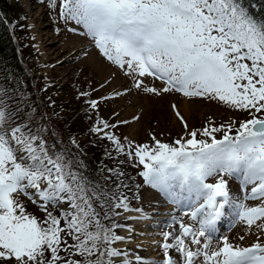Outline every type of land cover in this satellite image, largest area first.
Here are the masks:
<instances>
[{
    "label": "rangeland",
    "instance_id": "1",
    "mask_svg": "<svg viewBox=\"0 0 264 264\" xmlns=\"http://www.w3.org/2000/svg\"><path fill=\"white\" fill-rule=\"evenodd\" d=\"M8 1L20 16L11 26L19 55L34 68L35 85L55 118L83 113L99 139L92 153L102 169L122 168L127 151L142 179L135 201L115 212L113 264H123L133 250L121 248L134 244L155 248V264H174L175 253L184 264H264V196L247 197L261 202L250 213L238 211V220L252 219L250 231L231 236L232 213L241 202L234 192L225 198L222 188L227 172L240 185L250 180L264 191V151L258 147L264 148V133L251 130L264 121V44L258 36L242 23L227 25L212 0H78L75 7L71 0ZM48 43L55 49L46 61L37 50L44 53ZM74 143L89 147L86 138ZM178 159L184 162L175 169ZM191 175L197 184L188 182ZM0 179L1 264H31L41 246L59 248L63 231L41 234L38 221L44 232L55 227L43 215L59 213L57 227L62 221L77 233L75 199L40 139L0 132ZM176 191L182 193L177 199L171 196ZM185 198L197 202L183 206ZM156 199L161 210L145 215ZM125 209L147 216L150 227L121 224ZM217 213L222 226L212 235L206 224ZM162 216L170 220L156 221ZM174 226L201 241L197 252L174 250Z\"/></svg>",
    "mask_w": 264,
    "mask_h": 264
},
{
    "label": "trees",
    "instance_id": "2",
    "mask_svg": "<svg viewBox=\"0 0 264 264\" xmlns=\"http://www.w3.org/2000/svg\"><path fill=\"white\" fill-rule=\"evenodd\" d=\"M71 1L75 7L78 0ZM224 2L230 3V7H224ZM211 5L217 7L227 25L237 28L242 23L258 36L260 44H264V0H212ZM19 19L9 1L0 0V132L12 135L18 131L44 142L49 160L60 169L64 185L75 199L77 214L76 234L67 230L65 224L61 226L62 221L57 227L63 220L59 213L56 217L43 215L46 218L42 221L55 220V227L52 232L49 229L44 232L38 221L41 234L56 236L62 230L65 240L58 249L41 246L37 258L30 262L113 264L109 251L112 250L115 212L125 201H135L134 194L143 190L142 179L127 151L122 168L112 172L102 169L92 153L99 139L94 137L93 124L84 119L83 113L75 110L70 117L55 118L47 98L35 85L34 68L19 55L20 45L11 31V26ZM81 138L87 139L88 148L82 149L74 143Z\"/></svg>",
    "mask_w": 264,
    "mask_h": 264
},
{
    "label": "bare ground",
    "instance_id": "3",
    "mask_svg": "<svg viewBox=\"0 0 264 264\" xmlns=\"http://www.w3.org/2000/svg\"><path fill=\"white\" fill-rule=\"evenodd\" d=\"M18 1V3L20 4L21 2L23 3V1L24 2H27V0H17ZM29 6V5H28ZM29 8L30 7H27V9H26V12H29V13H31L30 11H29ZM39 20V17L37 16V21ZM35 23V22H34ZM130 41L131 42H133L134 44L135 43H137L138 42V40L135 38V36H132L131 38H130ZM140 43V42H139ZM48 46H46L45 48H44V53H42L43 52V50L42 49H38L37 51L41 54V57H42V59L43 60H48V55H47V52H48V50L49 51H52L53 49H55V47H54V45H53V43L52 44H47ZM37 46V48H41V42H38V45H36ZM43 46V45H42ZM50 46V47H49ZM141 46V45H140ZM143 49V48H142ZM145 55V54H144ZM57 57V56H56ZM144 57H146V56H144ZM147 58V57H146ZM61 63H63V62H61ZM61 63H58V65L59 64H61ZM105 63V62H104ZM103 65V64H102ZM150 67V66H149ZM123 91V90H122ZM201 101V100H200ZM182 106V109L186 112V111H188V109H189V106L187 105V103H186V101H184L183 102V104L181 105ZM259 147V150H263L264 151V148H262V147H260V146H258ZM256 148V147H255ZM28 150V149H27ZM251 150H252V148H251ZM38 151V150H37ZM262 151V152H263ZM254 152V151H253ZM261 152V153H262ZM264 153V152H263ZM262 156V155H261ZM251 157V156H250ZM183 162H184V160H182V159H178L177 160V162L176 163H174V168L175 169H177V168H180V166L183 164ZM263 167H264V162L261 160V162H259ZM262 168V167H261ZM170 172V171H169ZM170 175H172V174H170ZM177 181V180H176ZM185 181H186V179H185ZM197 181H198V179L195 177V176H193V175H191L190 177H189V179H188V182L191 184V185H193V184H197ZM177 182H170V185H172L173 187H172V189L174 188L175 190H176V184ZM179 186V185H178ZM193 187V186H192ZM199 187V186H198ZM222 188H223V196L225 197V196H230V194H233V192L236 194V197L238 198V199H240V200H238V201H240L241 203L238 205V206H236L235 207V209H234V211H233V213H232V215H233V217H234V222H233V224H232V227H231V229H232V234H231V236H233V235H236V234H240V233H244V234H247L250 230H247V228L249 227V224L252 226V224H251V218H249L248 217V219L245 217V218H243V219H240V220H238L240 217H238V211H247V210H249V209H254V207H257L261 202H258L259 200H256V201H253V202H251V201H249V198H247L248 196H260V197H263L264 196V193H262V192H264V191H262V189H258V188H254V186H253V184H252V182L250 181V180H248V182H247V184H246V186H242V185H240L239 183H237L236 181H235V179L233 178V177H231V176H229L228 175V173L227 172H225L224 174H223V182H222ZM187 189V188H186ZM255 189H256V191H255ZM62 192V191H61ZM195 193V192H194ZM190 194V193H189ZM200 194V193H199ZM228 194V195H227ZM174 196V198L175 199H177V198H179L181 195H182V193L181 192H178V191H176V193H174V192H172V194H171V196ZM196 195H197V193H196ZM194 196V195H193ZM54 197V196H53ZM52 197V198H53ZM55 198V197H54ZM198 198V197H197ZM205 198H206V196H202L201 198H200V200H205ZM225 198H227V197H225ZM58 199V198H57ZM61 199V198H60ZM59 199V200H60ZM174 199V200H175ZM186 199V198H185ZM188 199V198H187ZM186 199V201H184V203L182 204L183 206H187L188 204H190V205H194L196 202H197V200H191V201H188ZM207 199V198H206ZM223 199V198H222ZM58 200V201H59ZM173 200V201H174ZM181 200V198L179 199V201ZM251 200V199H250ZM156 201H159V202H154V203H152V206H151V210L148 212V213H144L145 215L146 214H152V215H156L157 214V212H159V210H161V208H162V200H159V199H156ZM178 201V202H179ZM256 202H258V203H256ZM60 203V202H59ZM201 203V202H200ZM264 203V201L262 202V204ZM223 204V200L221 201V203H219V206H223L222 205ZM211 206V205H210ZM234 206H235V204H234ZM261 206V205H260ZM194 207V206H193ZM197 208V207H196ZM213 208V207H212ZM220 208V207H219ZM222 208V207H221ZM227 208H229V206L228 205H226L225 206V209H227ZM233 208V207H232ZM258 208V207H257ZM180 209H182V208H180ZM230 209V208H229ZM193 210H194V208H193ZM125 211L126 212H124V211H120V214H122L124 217H122L121 215H120V217H121V224H128L129 225V223L130 224H132L131 226H136V228L139 230V231H142V229L144 228L145 229V227H147V226H149L150 227V222L149 221H151L149 218H147V216H142L143 214L142 213H140V212H135L133 209L131 210H128V209H125ZM210 211V210H209ZM180 211L179 210H177L176 209V212L175 213H179ZM248 212V211H247ZM248 213H250V211L248 212ZM225 214V213H224ZM230 215V214H229ZM240 215V214H239ZM247 215V214H246ZM194 216V215H193ZM241 216V215H240ZM244 216V215H243ZM178 217H180V216H178ZM195 217V216H194ZM167 219L168 217L167 216H162V217H158V218H156V221H162L163 219ZM196 218V217H195ZM227 219V218H226ZM168 220H170V217L168 218ZM264 220V219H263ZM215 221V220H214ZM135 222H136V224H135ZM260 222V221H259ZM224 223V225H225V221L223 222ZM261 224V223H260ZM128 225L126 226V228L127 229H129V228H131V227H128ZM151 225H156L155 224V222L153 223V224H151ZM133 227L131 228V230H133ZM194 229H195V227H193ZM213 228H211V230H212ZM230 229V230H231ZM247 230V231H246ZM126 231V230H125ZM129 231V230H128ZM136 231V230H135ZM183 232V231H182ZM180 230H179V228H178V226H174V229H173V231H172V233H171V235H170V238H172V241L171 242H173L174 243V245H173V247H174V250H176V249H179L180 247H182V248H184V252L185 253H190V252H197L198 251V249L199 248H197V246L200 244V240L199 239H195V238H192V239H188L183 233H182ZM156 233V232H155ZM175 233V234H174ZM127 237H128V234L126 235ZM180 236V237H179ZM239 237V236H238ZM238 237H237V239H238ZM177 238V239H176ZM196 241H197V243H198V245L196 246ZM138 244V243H137ZM120 245L121 246H123L124 244H123V242L122 243H120ZM139 245V244H138ZM141 245V244H140ZM144 247V248H143ZM172 247V248H173ZM146 247L145 246H140V247H136L135 246V244L133 245V246H129V247H123V248H121V249H124V250H126V252L128 251V249H132L133 251L131 252V253H128V255H127V258H125L122 262H123V264H155L156 262H154L155 261V257L157 256V250L155 249V248H148V249H145ZM120 249V248H119ZM257 249V248H256ZM263 250V249H262ZM129 251H131V250H129ZM256 251V250H255ZM257 251H259L258 249H257ZM257 253V252H256ZM229 254H230V258L233 260L234 258H233V255H232V253L231 252H229ZM175 255H176V258H175V260H174V264H184V262H183V259L181 258V255H178V253H175ZM253 255H251V257H252ZM128 258H130V259H128ZM255 258V255H254V257L252 258V259H254ZM203 259V258H202ZM256 259V258H255ZM119 260V259H118ZM199 260H201V258L199 259ZM258 260V259H257ZM213 262H214V260H213ZM246 262V261H245ZM257 262H259V261H247L246 263H249V264H256ZM211 263V262H210ZM1 264V263H0ZM197 264V263H196ZM204 264V263H203ZM215 264H218V262L217 263H215Z\"/></svg>",
    "mask_w": 264,
    "mask_h": 264
},
{
    "label": "water",
    "instance_id": "4",
    "mask_svg": "<svg viewBox=\"0 0 264 264\" xmlns=\"http://www.w3.org/2000/svg\"><path fill=\"white\" fill-rule=\"evenodd\" d=\"M251 130L255 134H261L264 133V121H258L253 124L251 127Z\"/></svg>",
    "mask_w": 264,
    "mask_h": 264
}]
</instances>
